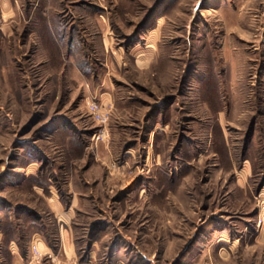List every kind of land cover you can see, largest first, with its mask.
I'll use <instances>...</instances> for the list:
<instances>
[{
  "label": "rangeland",
  "instance_id": "rangeland-1",
  "mask_svg": "<svg viewBox=\"0 0 264 264\" xmlns=\"http://www.w3.org/2000/svg\"><path fill=\"white\" fill-rule=\"evenodd\" d=\"M0 264H264V0H0Z\"/></svg>",
  "mask_w": 264,
  "mask_h": 264
},
{
  "label": "built area",
  "instance_id": "built-area-1",
  "mask_svg": "<svg viewBox=\"0 0 264 264\" xmlns=\"http://www.w3.org/2000/svg\"><path fill=\"white\" fill-rule=\"evenodd\" d=\"M89 110H90V112L94 115V116H96V118L97 119H102V115L100 114V112L98 111V109H97V105L94 103V102H92V103H90L89 104ZM33 248H35V247H33ZM34 254L35 255H38L39 254V251L35 248L34 249Z\"/></svg>",
  "mask_w": 264,
  "mask_h": 264
},
{
  "label": "crops",
  "instance_id": "crops-1",
  "mask_svg": "<svg viewBox=\"0 0 264 264\" xmlns=\"http://www.w3.org/2000/svg\"><path fill=\"white\" fill-rule=\"evenodd\" d=\"M7 1H4L3 5L6 4Z\"/></svg>",
  "mask_w": 264,
  "mask_h": 264
}]
</instances>
